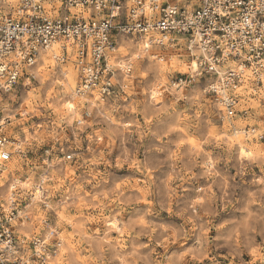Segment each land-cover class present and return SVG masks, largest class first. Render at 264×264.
<instances>
[{
	"label": "rangeland",
	"instance_id": "374dc122",
	"mask_svg": "<svg viewBox=\"0 0 264 264\" xmlns=\"http://www.w3.org/2000/svg\"><path fill=\"white\" fill-rule=\"evenodd\" d=\"M118 43L115 59L132 71L117 72L129 88L110 100L77 96L74 63L49 57L0 95L21 148L0 166V207L15 188L22 210L17 238L58 229L49 264H264V97L247 96L254 118L231 124L206 78L175 84L192 73L188 60ZM66 102L83 126L62 120ZM248 123L256 134L236 136Z\"/></svg>",
	"mask_w": 264,
	"mask_h": 264
},
{
	"label": "built area",
	"instance_id": "2783aa9c",
	"mask_svg": "<svg viewBox=\"0 0 264 264\" xmlns=\"http://www.w3.org/2000/svg\"><path fill=\"white\" fill-rule=\"evenodd\" d=\"M121 36L138 40L154 58L188 60L192 73L175 84L206 78L224 120L254 118L247 96L264 97V0H198L193 10L169 0H0V95L49 57L74 63L77 96L110 100L129 88L119 84L117 72L132 71L115 59ZM8 123L0 110V166L21 151ZM246 126L235 127V135L256 134ZM13 190L7 207H0V264H49L62 236L54 228L48 236L18 239L14 224L22 210Z\"/></svg>",
	"mask_w": 264,
	"mask_h": 264
},
{
	"label": "snow or ice",
	"instance_id": "6c2138e0",
	"mask_svg": "<svg viewBox=\"0 0 264 264\" xmlns=\"http://www.w3.org/2000/svg\"><path fill=\"white\" fill-rule=\"evenodd\" d=\"M63 107H65V108L68 109V112L67 113H64L63 116H62V120L63 121H65L66 123H69V124H71V123H73L75 121V122H78L81 126L84 125L85 121H84V119H81V116L78 113V111L76 109V105L74 103L66 102ZM57 111L59 113L61 110L58 109ZM85 115L86 116H90L91 115V112H86ZM81 131H83V127H81ZM54 138L55 137H53V139ZM247 158L249 160L253 159L252 154H250V153L247 154ZM69 223H70V221H69ZM113 227H115V226H113ZM53 264H56V262H53Z\"/></svg>",
	"mask_w": 264,
	"mask_h": 264
},
{
	"label": "bare ground",
	"instance_id": "6f19581e",
	"mask_svg": "<svg viewBox=\"0 0 264 264\" xmlns=\"http://www.w3.org/2000/svg\"><path fill=\"white\" fill-rule=\"evenodd\" d=\"M141 48V47H140ZM144 49V48H143ZM145 50V49H144ZM2 168V167H1ZM2 171V170H1ZM39 193H41V191H39Z\"/></svg>",
	"mask_w": 264,
	"mask_h": 264
}]
</instances>
